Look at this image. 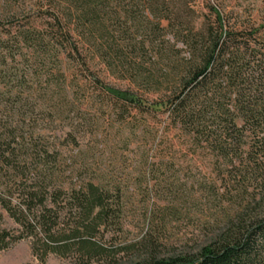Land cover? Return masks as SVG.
<instances>
[{"label":"trees","instance_id":"trees-1","mask_svg":"<svg viewBox=\"0 0 264 264\" xmlns=\"http://www.w3.org/2000/svg\"><path fill=\"white\" fill-rule=\"evenodd\" d=\"M195 2L0 0V206L23 229L0 230V251L29 236L42 264L71 250L82 261L105 257L96 239L122 230L120 199L99 183L73 185L44 133L74 104L130 106L160 114L164 133L209 157L225 218L197 253L160 257L153 239L135 264H264V41L260 28L211 7L198 14ZM84 115L88 124L73 116L64 140L77 145L97 128ZM161 136L155 164L167 166L173 144Z\"/></svg>","mask_w":264,"mask_h":264},{"label":"rangeland","instance_id":"rangeland-1","mask_svg":"<svg viewBox=\"0 0 264 264\" xmlns=\"http://www.w3.org/2000/svg\"><path fill=\"white\" fill-rule=\"evenodd\" d=\"M210 7L225 22L260 28L258 40L264 41V0H196L194 4L195 11L206 16ZM105 81L116 88L129 87L112 78ZM155 98L147 96L148 100ZM90 107L84 111L74 104L68 107L73 115L54 116L56 122L44 137L58 148L73 185L99 183L119 197L122 230L109 229L101 240L96 239L106 250L104 258L82 261L71 250L65 256L49 254L44 264H135L153 253L149 244L153 239L159 245L155 255L160 257L195 254L211 242L223 228L225 218L224 206L216 195L222 192L218 170L209 163V157L181 144L177 134L164 133L167 126L160 114L130 106L115 112V107L105 112H96L95 105ZM84 114L97 120V128L85 138L76 139L77 145L64 140L73 116L75 124H88ZM165 134L173 144L175 160L167 166H156V145ZM171 194L175 195L173 204L168 203ZM168 210L172 213H165ZM161 215L164 220H160ZM0 230H23L1 206ZM34 246L33 237L25 236L0 251V264H42L33 252Z\"/></svg>","mask_w":264,"mask_h":264}]
</instances>
